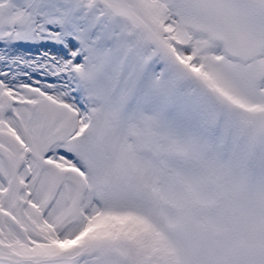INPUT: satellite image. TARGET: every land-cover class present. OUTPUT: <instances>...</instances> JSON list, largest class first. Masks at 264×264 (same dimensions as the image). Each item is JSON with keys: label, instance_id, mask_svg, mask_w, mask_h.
<instances>
[{"label": "snow or ice", "instance_id": "1", "mask_svg": "<svg viewBox=\"0 0 264 264\" xmlns=\"http://www.w3.org/2000/svg\"><path fill=\"white\" fill-rule=\"evenodd\" d=\"M0 264H264V0H0Z\"/></svg>", "mask_w": 264, "mask_h": 264}, {"label": "rangeland", "instance_id": "2", "mask_svg": "<svg viewBox=\"0 0 264 264\" xmlns=\"http://www.w3.org/2000/svg\"><path fill=\"white\" fill-rule=\"evenodd\" d=\"M53 50H55V49H53ZM33 51H35V49H33Z\"/></svg>", "mask_w": 264, "mask_h": 264}]
</instances>
